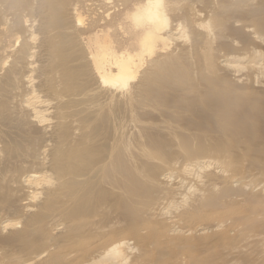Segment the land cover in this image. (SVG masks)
Segmentation results:
<instances>
[{
	"label": "bare ground",
	"instance_id": "bare-ground-1",
	"mask_svg": "<svg viewBox=\"0 0 264 264\" xmlns=\"http://www.w3.org/2000/svg\"><path fill=\"white\" fill-rule=\"evenodd\" d=\"M0 264H264V0H0Z\"/></svg>",
	"mask_w": 264,
	"mask_h": 264
},
{
	"label": "rangeland",
	"instance_id": "rangeland-1",
	"mask_svg": "<svg viewBox=\"0 0 264 264\" xmlns=\"http://www.w3.org/2000/svg\"><path fill=\"white\" fill-rule=\"evenodd\" d=\"M178 44L176 43V44H174L173 46L175 47V46H177Z\"/></svg>",
	"mask_w": 264,
	"mask_h": 264
}]
</instances>
